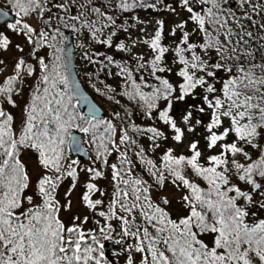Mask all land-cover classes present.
I'll return each instance as SVG.
<instances>
[{
    "label": "snow or ice",
    "instance_id": "6c2138e0",
    "mask_svg": "<svg viewBox=\"0 0 264 264\" xmlns=\"http://www.w3.org/2000/svg\"><path fill=\"white\" fill-rule=\"evenodd\" d=\"M5 5L0 52L19 55L10 72L0 57V264H119L120 257L123 264H264V56L257 62L264 0ZM138 10L175 19L166 26ZM65 30L95 69L85 73L88 83L118 106L110 117L81 91ZM9 32L23 43L13 44ZM101 72L119 79V91ZM136 114L152 123H136ZM73 129L88 138L91 155ZM68 145L91 165L70 159ZM29 152L37 154L35 179ZM81 172V202L98 217L93 227L87 215L69 223L60 215L71 212ZM69 178L62 203L58 190ZM105 179L110 192L98 185ZM166 182L183 190L175 218L168 196H153ZM106 241L120 246L116 261L106 258Z\"/></svg>",
    "mask_w": 264,
    "mask_h": 264
},
{
    "label": "rangeland",
    "instance_id": "374dc122",
    "mask_svg": "<svg viewBox=\"0 0 264 264\" xmlns=\"http://www.w3.org/2000/svg\"><path fill=\"white\" fill-rule=\"evenodd\" d=\"M153 17H156V18H159V19H164L165 22H166V26L170 25L173 22V20L175 19V17L170 16L166 12H153L151 10H147L141 15V18L145 19V20H151ZM30 22H32L35 25V21H30ZM4 27H5V24L2 25L0 27V29H2ZM189 27H191V26L189 25ZM133 31L135 33V30H133ZM149 31H151V26H149ZM8 35L12 38L13 44H15V43H23V40H22L21 37H17L15 35H13L11 32H9ZM25 51L27 52V48L25 49ZM135 51L140 52V51H143V49L137 48V49H135ZM17 55H19V53H17L14 48H10L7 52H0V57H2L3 59H5L8 62V65H9V67L7 69L8 72L11 71V65H12L13 58H14V56H17ZM114 71H115V69H114ZM102 75H103L104 79L106 80V82L108 84H114L115 86L119 84V79L118 78H115V77L108 78V77H106V74L104 72H103ZM29 83H30V81H29ZM16 99H17V102L22 106L23 103H24V99L21 98V97H17ZM13 112L16 115L17 120H19V118H20V108L14 109ZM185 143H187V141H185ZM168 146L175 147L177 153L185 151V148H184L183 145L176 146V145H173L171 141L168 142ZM25 156H26V159H27V165L29 167V170L33 174V179H35L36 173L38 171L37 154L34 153V152H29V153H26ZM69 158L70 159L73 158L70 155V153H69ZM90 165H91V161L90 160H88L87 163H85V162H81L80 163V167L81 168L87 167V166H90ZM86 179H87L86 173L81 172L80 173V182L77 185V187L72 191L71 196H70V199L72 201L71 212L62 211L61 214H60L61 218L64 220L65 223H69L70 222L69 218L72 215H74V214L80 215L81 218H83V216L87 215L89 217V223L86 225V227H93L95 219L98 218V217H95L90 210H88L87 208H85L83 206V204L81 202V199H80V197L82 195V191H83V184L86 181ZM71 183H72V181L69 178L68 180H66L63 183V185L58 190V199H60L62 203L65 202L64 193L69 189V187L71 186ZM98 185L102 189H105L106 191L110 192V188L111 187H110V183H109L108 179L98 181ZM160 193L163 194V195H167L168 196L169 200L171 201V204H170L171 208L173 207L174 209H177V210L181 209L182 205L179 203V197L182 194V190H177L171 184V185H168V186L164 187L162 192H160ZM97 198H101V197H99V194H97ZM104 199H106V197ZM252 210L254 211V209H252ZM113 258H114V260H117L118 257L113 256Z\"/></svg>",
    "mask_w": 264,
    "mask_h": 264
},
{
    "label": "trees",
    "instance_id": "16d2710c",
    "mask_svg": "<svg viewBox=\"0 0 264 264\" xmlns=\"http://www.w3.org/2000/svg\"><path fill=\"white\" fill-rule=\"evenodd\" d=\"M0 6H3V8H5L7 11H8V8H7V6L5 5V0H0ZM145 12V10H138V12H137V14L141 17V15L143 14ZM2 25H4V24H2ZM2 25H0V27L2 26ZM66 32H70V31H68V30H65V33ZM71 33V32H70ZM72 34V33H71ZM66 35V34H65ZM121 35H123V34H121ZM72 37H73V45H74V51H75V57H76V72H77V74H78V77H79V79L81 80V82H82V84H83V86H84V88L89 92V94L92 96V98L101 106V108L104 110V112H105V116L106 117H110V112L112 111V110H115V109H117L118 108V106L117 105H115V104H113L112 102H110L109 100H107V98H106V96H101V95H99L98 93H96V91L91 87V85L88 83V78H87V76L85 75V73L86 72H93V71H95V69H94V67L93 66H91V65H88L85 61H83L82 59H81V55H82V49L81 48H79V47H76V45L78 44V40H77V37H76V35L75 34H72ZM166 43H167V41H165ZM94 48H99L101 51H109V53L111 54V50H106V49H103V48H101L99 45H96V46H93ZM124 55L122 54V53H116L115 54V58L116 59H121V57H123ZM261 56H264V49H261L260 50V53H259V55L257 56V62H259V60H260V57ZM103 72H101L100 74H99V78H100V80H104V82L106 83V84H108L107 82H106V80L104 79V77H103ZM95 79V78H94ZM97 83V87H100V88H102L103 89V87H104V85L103 84H100L98 81L96 82ZM109 85H111L112 87H115V88H117V90L119 91V87H118V85H114V84H109ZM117 98H119V99H121V102L122 103H127V101H125V100H123L122 98H120V97H117ZM75 102V101H74ZM130 107H133V106H131L130 105ZM135 110V109H134ZM134 120H135V122L136 123H138V124H141V125H147V124H150V123H152L151 121H147L145 118H143L142 117V115H140V114H136V115H134ZM158 126H160V125H158ZM162 127V126H161ZM75 129H73L72 131H74ZM87 137H85L84 136V142H85V145H86V147H87V150H88V152H89V155H91L92 153H91V149H90V146H89V144L87 143ZM142 143H144L145 144V146L147 147V144H148V142L146 141V140H142L141 141ZM179 154V153H178ZM67 155L69 156V150H68V146H67ZM158 155H159V153H157L156 154V157H158ZM147 178V177H146ZM168 185H171V183H168V182H166L165 183V186L164 187H166V186H168ZM162 190L163 189H161V190H159V191H154L153 192V196L154 197H158V196H161V195H163V194H161L160 192H162ZM182 190V189H181ZM110 191H111V188H110ZM183 191V190H182ZM101 198H105V197H101ZM106 200V199H105ZM181 209H182V207H181ZM181 209L180 210H177V209H174L173 207L171 208V206H169V211L171 212V214H172V216H173V218H175L180 212H181ZM254 211H255V209H254ZM263 214V215H262ZM259 215L261 216V217H263L264 216V212H261V213H259ZM102 219V218H101ZM113 224H114V226L116 225V222L114 221L113 222ZM118 259V258H117ZM116 261V260H115ZM119 264H123V258L122 257H120L119 258Z\"/></svg>",
    "mask_w": 264,
    "mask_h": 264
},
{
    "label": "water",
    "instance_id": "95a60500",
    "mask_svg": "<svg viewBox=\"0 0 264 264\" xmlns=\"http://www.w3.org/2000/svg\"><path fill=\"white\" fill-rule=\"evenodd\" d=\"M0 10H3V11H7V10H5L4 8H0ZM12 19H14V16L10 13L9 14V16L8 17H6L5 18V20H7V21H11ZM2 24H4V22L3 21H0V25H2ZM66 34V36H68V41H66V43H70L71 45H72V58H73V64H74V73H75V75H76V77H77V81H78V83L80 84V86H81V91L89 98V100L91 101V102H93L98 108H100L101 109V114L103 115V116H105V112H104V110L101 108V106L92 98V96L89 94V92L84 88V86H83V84H82V82H81V80L79 79V77H78V74H77V72H76V58H75V52H74V45H73V37H72V34L70 33V32H66L65 33ZM78 107H82L81 105H78ZM83 111H87V109L86 108H83ZM72 134L73 135H76V136H79L80 138H81V147L85 150V151H87L88 152V150H87V147H86V145H85V142H84V136H83V134L82 133H79V132H77L76 130H74V131H72ZM68 149H69V152H70V155L73 157V158H76V159H79L80 161H82V162H87L89 159L86 157V156H84L82 153H79V152H73L72 150H71V145H68ZM89 153V152H88ZM116 249L113 247V245L111 244V243H107L106 245H105V252H106V258H111V252L113 251H115Z\"/></svg>",
    "mask_w": 264,
    "mask_h": 264
},
{
    "label": "flooded vegetation",
    "instance_id": "af4514ba",
    "mask_svg": "<svg viewBox=\"0 0 264 264\" xmlns=\"http://www.w3.org/2000/svg\"><path fill=\"white\" fill-rule=\"evenodd\" d=\"M107 243H111V244L113 245V247H114L116 250H118L119 247H120L119 245H116V244L114 243V241H106V242H105V245H106ZM116 250H115V251H116ZM115 251H114V252H115ZM114 252H113V251L111 252V259H112L113 261H115L114 258H113V256H115V255H114Z\"/></svg>",
    "mask_w": 264,
    "mask_h": 264
}]
</instances>
